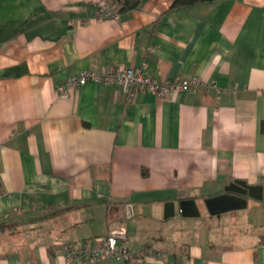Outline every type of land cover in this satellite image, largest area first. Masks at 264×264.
Listing matches in <instances>:
<instances>
[{
  "label": "crops",
  "instance_id": "1",
  "mask_svg": "<svg viewBox=\"0 0 264 264\" xmlns=\"http://www.w3.org/2000/svg\"><path fill=\"white\" fill-rule=\"evenodd\" d=\"M105 1L0 0V264H66L69 243L116 227L147 255L106 264H264V0H143L119 19L101 16ZM144 61L156 79L206 86L57 91L81 70ZM234 180L262 198L211 215L204 200ZM185 198L199 216L164 217Z\"/></svg>",
  "mask_w": 264,
  "mask_h": 264
},
{
  "label": "built area",
  "instance_id": "2",
  "mask_svg": "<svg viewBox=\"0 0 264 264\" xmlns=\"http://www.w3.org/2000/svg\"><path fill=\"white\" fill-rule=\"evenodd\" d=\"M100 10L103 18L119 19L121 15L119 7L107 0L102 3ZM157 47L150 49L155 51ZM147 68L148 64L144 61L140 66L108 65L99 69H84L59 85L57 91L61 97L66 98L73 90L89 81H95L101 84H116L128 98L132 99L139 91H150L159 96H169L184 90L195 92L206 86V82L198 76H176L159 80L151 76ZM127 240V228L116 227L106 234L95 236L92 240L69 243L66 246V264H74L76 259L82 257L100 260L103 263L111 259L116 262H133L147 255L145 249L132 250Z\"/></svg>",
  "mask_w": 264,
  "mask_h": 264
},
{
  "label": "water",
  "instance_id": "3",
  "mask_svg": "<svg viewBox=\"0 0 264 264\" xmlns=\"http://www.w3.org/2000/svg\"><path fill=\"white\" fill-rule=\"evenodd\" d=\"M248 197L256 199L262 198V186L250 185L243 180H234L225 187V192L206 198L204 203L211 215H218L224 212L239 210L247 207ZM177 212L183 217H196L201 214L199 205L194 198H185L165 203L164 217H173ZM122 216H131L133 213L132 205L121 207Z\"/></svg>",
  "mask_w": 264,
  "mask_h": 264
},
{
  "label": "trees",
  "instance_id": "4",
  "mask_svg": "<svg viewBox=\"0 0 264 264\" xmlns=\"http://www.w3.org/2000/svg\"><path fill=\"white\" fill-rule=\"evenodd\" d=\"M107 1L116 4L119 7L120 13H123L129 10L136 9L143 0H107ZM211 1L213 0H174L172 2L171 9H178L182 7L208 3ZM143 174L146 175L145 169L143 170ZM1 192H2V183L0 180V194Z\"/></svg>",
  "mask_w": 264,
  "mask_h": 264
}]
</instances>
